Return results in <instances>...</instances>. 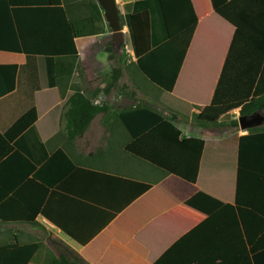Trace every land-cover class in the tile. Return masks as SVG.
Here are the masks:
<instances>
[{
    "label": "trees",
    "instance_id": "trees-1",
    "mask_svg": "<svg viewBox=\"0 0 264 264\" xmlns=\"http://www.w3.org/2000/svg\"><path fill=\"white\" fill-rule=\"evenodd\" d=\"M26 3L15 7L9 0H0V51L26 56V62L18 69L14 93H8L0 68V98L14 107L9 125L0 126V224L35 226L41 217L74 241L86 244L89 238H82L73 222L57 214L53 206L54 192L63 187L69 172L77 166L64 149L52 153L48 150L36 127L37 93L71 78L77 70L83 76L85 69L80 66L75 39L97 33V27L103 23V9L95 2L78 7L71 0H26ZM147 11L151 49L138 57L133 16ZM216 14L232 25L235 33L212 100L198 115L202 124H216L238 108L240 115L264 110V0H230ZM124 19L137 58L136 68L155 86L172 93L196 25L170 38L161 0H135ZM106 50L109 59H116L112 47ZM11 71L13 81L17 68L11 67ZM121 75V68L114 70L113 83L106 87V93ZM94 97L76 90L64 107H55L63 109L61 119L69 141L82 137L95 117L107 111V105L95 103ZM117 118L130 136L124 147L129 155L190 183L203 182L207 144L203 139L184 136L173 116L167 117L149 106H134L119 111ZM231 122L240 126L237 119ZM257 129L252 128L249 135L238 138L235 201L245 235L248 229L244 209H250L259 218L253 229L260 236L256 247L259 254L253 262L264 264V240L260 235L264 232V195L258 197L249 190L264 186V132L257 133ZM136 184L139 193L151 187L142 182ZM36 251V243L23 244L14 234L11 242L0 246V264H29ZM49 264L69 262L62 254Z\"/></svg>",
    "mask_w": 264,
    "mask_h": 264
},
{
    "label": "crops",
    "instance_id": "crops-1",
    "mask_svg": "<svg viewBox=\"0 0 264 264\" xmlns=\"http://www.w3.org/2000/svg\"><path fill=\"white\" fill-rule=\"evenodd\" d=\"M9 1L15 7L27 4L26 0ZM229 1L188 0V23H179L173 29L169 28L161 1L170 38L194 24L196 32L177 85L169 93L175 96L173 93L179 86L182 104L175 101L165 105L162 96L154 92L149 93L147 104L143 105L167 117L173 116L184 136L206 142L202 183L166 174L125 152L130 136L117 114L128 108L126 95L120 96L123 104L115 110L109 102L107 111L95 117L82 137L73 141L66 138L61 119L63 109L55 107H64L76 90L94 95V102L103 105L102 98L114 96L125 85L124 70L120 80L106 93L102 90L104 85L92 86V80L87 78L89 69L81 64L80 56V66L85 69L82 77L77 70L71 78L37 93L38 109L42 103L48 106L44 116L40 110L36 122L48 150L52 153L64 149L77 166L69 172L63 187L54 192L53 206L57 214L73 222L82 238H89L88 242L80 244L44 218H38L51 230L56 238L53 243L60 248L59 255H65L69 264H255L253 258L259 254L256 247L260 236L253 229L259 218L250 209H244L248 229L245 235L235 201L238 138L249 135L252 128L233 126L231 120L240 116L238 109L216 124L198 121V115L212 100L235 33L233 26L216 14ZM150 49L147 47L138 57ZM25 62L24 54L0 51V68L9 94L16 91L18 69ZM11 67L17 68L12 83L8 82ZM9 102L0 98V126L6 127L11 121L14 107ZM229 116L231 119H226ZM253 128H258L257 133L264 132V122ZM123 135L128 140L117 150L116 144ZM135 182L151 187L139 193ZM249 190L252 195H264V186ZM260 235L264 240V232Z\"/></svg>",
    "mask_w": 264,
    "mask_h": 264
},
{
    "label": "rangeland",
    "instance_id": "rangeland-1",
    "mask_svg": "<svg viewBox=\"0 0 264 264\" xmlns=\"http://www.w3.org/2000/svg\"><path fill=\"white\" fill-rule=\"evenodd\" d=\"M71 1L78 3V7H82L84 4L90 2H95L103 9L104 19L103 23L97 27V33L77 39L81 64H86L88 67L90 74L89 76L87 75V78L92 80V86L101 87L104 85L102 90H105L109 83H113L115 69L121 68L122 71H125L123 74V83L125 87L123 85L121 86L120 90L114 95L115 98H113L114 96H110L109 98L101 99L107 107H109L110 102L112 109L115 110L118 106L123 104V100H120V96L125 95L127 107L143 106L147 104L149 93L153 94L154 92L162 96V102L165 105H171L175 101L182 104L179 100L180 96H182L181 89L178 88L179 86L173 93L176 97L171 96L168 92L158 88L150 82L134 64V51L131 45L129 29L125 25L124 19V15L131 10V5L134 0H116V18L111 17V12L106 8L104 0ZM161 1L170 29H173V27L177 26L179 23H188L189 17L186 15L190 13V6L187 5L188 0ZM118 30H123L124 41L119 48H116L113 44V40L114 33ZM133 30L136 39V53L140 55L144 49L151 47L150 14L148 11L141 13L139 16H133ZM108 46L113 48L116 59L111 60L108 58V52L106 50ZM8 82L12 83L10 75H8ZM42 104L43 106L40 105V110L43 115L48 106L46 103ZM226 119L230 120L231 116ZM127 140L128 136L123 135L121 140L116 144V149L118 150V147L127 142ZM56 144H58V139ZM50 150L52 151L53 148L50 147ZM44 223L45 222H39L35 226L30 224L0 225V246L11 242L13 234L17 233L21 243L37 244V251L30 264H49L52 258L59 256L60 248L58 244L53 243V239L55 240L56 238H54L51 230H49Z\"/></svg>",
    "mask_w": 264,
    "mask_h": 264
},
{
    "label": "water",
    "instance_id": "water-1",
    "mask_svg": "<svg viewBox=\"0 0 264 264\" xmlns=\"http://www.w3.org/2000/svg\"><path fill=\"white\" fill-rule=\"evenodd\" d=\"M106 8L111 12V17L116 18L117 5L116 0H104ZM124 41L123 30H118L114 33L113 44L116 48H119ZM241 129L246 130L253 127H257L264 122V114L262 110H258L251 114L240 115L238 118Z\"/></svg>",
    "mask_w": 264,
    "mask_h": 264
},
{
    "label": "built area",
    "instance_id": "built-area-1",
    "mask_svg": "<svg viewBox=\"0 0 264 264\" xmlns=\"http://www.w3.org/2000/svg\"><path fill=\"white\" fill-rule=\"evenodd\" d=\"M238 110H240V108H238ZM165 114H168V113H165ZM238 118H239V115H238ZM238 118H237V119H238Z\"/></svg>",
    "mask_w": 264,
    "mask_h": 264
}]
</instances>
